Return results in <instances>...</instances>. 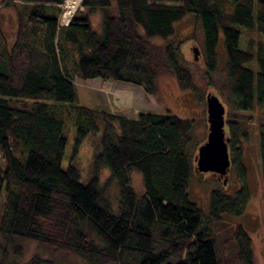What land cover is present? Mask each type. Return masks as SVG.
Instances as JSON below:
<instances>
[{
    "label": "trees",
    "instance_id": "obj_1",
    "mask_svg": "<svg viewBox=\"0 0 264 264\" xmlns=\"http://www.w3.org/2000/svg\"><path fill=\"white\" fill-rule=\"evenodd\" d=\"M62 2L0 0L16 15L9 47L0 34V264H53L37 254L20 262L26 241L86 264H220L213 234L187 193L195 121L167 109L126 118L84 106L74 79L122 82L155 95L156 78L167 72L181 90L195 91L179 46L152 42H166L172 25L189 14L202 32L207 73L215 70L221 35L231 107L251 115L264 103V0H81L60 26ZM224 123L240 188L232 196L210 192L213 222L239 216L248 200L242 148L248 134L235 116ZM257 127L264 207V123ZM86 139L93 154L83 179L75 157ZM101 169L117 189L114 205L99 184ZM132 172L141 177L140 195ZM231 240L238 264H254L241 225L233 226Z\"/></svg>",
    "mask_w": 264,
    "mask_h": 264
},
{
    "label": "rangeland",
    "instance_id": "obj_2",
    "mask_svg": "<svg viewBox=\"0 0 264 264\" xmlns=\"http://www.w3.org/2000/svg\"><path fill=\"white\" fill-rule=\"evenodd\" d=\"M80 4L77 10L80 9ZM13 7L0 6V34L6 40L9 47L14 39L16 26V15ZM100 12L97 11L90 17L94 30H99ZM174 35L163 40L154 39L152 42L158 46L166 43L179 46L182 55V67L188 70L195 91L181 90L175 78L169 73L162 72L157 79V93L147 95L141 87L127 83L102 79L79 80L74 79V85L80 104L93 109H106L111 113H118L126 118H134L137 113L153 112L165 113L166 109L180 118L193 119L195 128L193 130V153L196 155L197 147L204 143L207 134V123L205 114L204 97L207 93L218 97L224 107V118L236 117L240 122L241 130L247 132V142L243 145V165L246 170V185L248 200L244 211L239 216L222 215L219 221L213 222L208 217L209 194L212 190L219 189L223 194L232 196L240 188L236 180L235 170L230 167L226 175L225 185L221 180L215 179L210 173L194 172L189 180L187 193L191 201L201 209L203 219L213 234L216 244V254L220 264H238L235 258V247L231 240L234 225H241L248 233L253 252V263L264 264V207L262 202V189L260 181V166L258 156L257 124L264 123V103L256 107L252 114H240L233 109L229 98V79L225 69V58L221 53V35L216 57V67L211 73L204 69V57L202 52V32L199 23L191 15H186L179 22L172 25ZM245 38H242L240 47L244 46ZM198 51V58L193 59V51ZM120 93V94H117ZM123 93L127 95H123ZM225 132L227 128L224 125ZM72 133L69 135L61 166L66 167L70 159ZM80 147L75 163L81 169L82 176L88 175L93 145L91 139H86ZM196 146V148H195ZM194 162V161H193ZM195 166V162H194ZM108 172L101 169L99 173V184L104 196L111 204L117 200V189L113 182H106ZM131 185L137 195L142 194L141 177L136 172L130 174ZM51 260L53 264H86L78 256L52 251L46 252L44 248L35 243L24 242V255L20 262L28 260L33 255ZM108 264V263H104Z\"/></svg>",
    "mask_w": 264,
    "mask_h": 264
},
{
    "label": "water",
    "instance_id": "obj_3",
    "mask_svg": "<svg viewBox=\"0 0 264 264\" xmlns=\"http://www.w3.org/2000/svg\"><path fill=\"white\" fill-rule=\"evenodd\" d=\"M193 59L198 58L197 49L193 48ZM207 123L206 140L197 148L193 160L194 171L215 174L222 178V185L226 183V175L230 161L228 155V137L224 131L225 110L221 102L213 94L207 93L204 97Z\"/></svg>",
    "mask_w": 264,
    "mask_h": 264
},
{
    "label": "built area",
    "instance_id": "obj_4",
    "mask_svg": "<svg viewBox=\"0 0 264 264\" xmlns=\"http://www.w3.org/2000/svg\"><path fill=\"white\" fill-rule=\"evenodd\" d=\"M80 2L81 0H63L60 5L61 14L57 20L60 26H66L70 22Z\"/></svg>",
    "mask_w": 264,
    "mask_h": 264
},
{
    "label": "flooded vegetation",
    "instance_id": "obj_5",
    "mask_svg": "<svg viewBox=\"0 0 264 264\" xmlns=\"http://www.w3.org/2000/svg\"><path fill=\"white\" fill-rule=\"evenodd\" d=\"M212 177L215 178V179H218V180H222V178H220L219 176H217L215 174H214V176L212 175Z\"/></svg>",
    "mask_w": 264,
    "mask_h": 264
},
{
    "label": "bare ground",
    "instance_id": "obj_6",
    "mask_svg": "<svg viewBox=\"0 0 264 264\" xmlns=\"http://www.w3.org/2000/svg\"><path fill=\"white\" fill-rule=\"evenodd\" d=\"M117 94H120V93H117ZM123 95H127V94L126 93L125 94L123 93Z\"/></svg>",
    "mask_w": 264,
    "mask_h": 264
}]
</instances>
